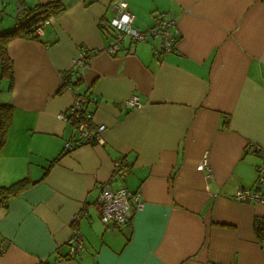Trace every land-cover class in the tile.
Segmentation results:
<instances>
[{"label": "crops", "instance_id": "obj_1", "mask_svg": "<svg viewBox=\"0 0 264 264\" xmlns=\"http://www.w3.org/2000/svg\"><path fill=\"white\" fill-rule=\"evenodd\" d=\"M47 1L0 0V32L17 9ZM125 1L140 29L163 12L175 19L173 51L157 57L152 38L105 50L113 0H63L38 38L6 43L13 74L0 78V102L12 120L0 185L31 183L0 204V264H264L253 226L264 203L232 198L253 186L264 150V0ZM81 54L88 61L74 66ZM73 66L79 82L61 88ZM76 92L105 125L100 142L58 117ZM132 95L138 105L125 103ZM101 183L137 193L143 204L126 224L99 220ZM76 229L83 248L70 256Z\"/></svg>", "mask_w": 264, "mask_h": 264}, {"label": "built area", "instance_id": "obj_2", "mask_svg": "<svg viewBox=\"0 0 264 264\" xmlns=\"http://www.w3.org/2000/svg\"><path fill=\"white\" fill-rule=\"evenodd\" d=\"M88 1V0H87ZM114 12L112 17L107 21V26L111 27L113 30L112 40L109 42L105 50L116 54L118 48L121 46L123 40L128 38L133 42H147L152 38L155 43L152 44L153 54L157 57L162 56L165 53L174 50L177 40L179 38V30L174 22L175 19L171 17L167 12H163L156 17V20L152 25L145 29H140L138 26L134 25L135 16L129 8L128 2L125 0H113ZM18 15L20 10L17 9ZM44 23L43 21L37 24L35 28L36 33L41 35ZM89 59L88 54H81V57L76 59L73 63L74 66L83 65ZM74 66L63 71L61 73V82L65 79L67 75H74ZM72 85L68 84L67 88L72 90ZM88 98L76 94L73 96L72 104L64 111L58 112V117L64 121H68L69 115H76L80 111L81 103L85 102ZM125 103L131 105H138V98L136 95H132L125 100ZM92 110L85 111V115L81 122L77 123L78 126L75 129L79 135L82 136L85 142L95 143L102 140L100 134L105 129L103 123L95 124L92 120ZM74 140L73 135H70L64 143V148L66 151L73 147ZM262 155V161L258 164L256 179L252 187L241 186L232 195V198L237 201H255L264 203V150L259 151ZM205 158L202 161V165H206ZM126 170H128L127 165L121 159H117L114 162V173L119 176H124ZM97 205L99 209L100 221L104 224H114L117 226L124 225L131 217V207L141 208L142 202L138 198L137 193L130 192L125 186H120L118 188H111L106 183H101L98 188ZM83 210L78 211L72 215L71 222H77L82 215ZM79 230H75L71 236V248L69 255L75 256L77 250L83 248L82 236L79 234Z\"/></svg>", "mask_w": 264, "mask_h": 264}, {"label": "trees", "instance_id": "obj_3", "mask_svg": "<svg viewBox=\"0 0 264 264\" xmlns=\"http://www.w3.org/2000/svg\"><path fill=\"white\" fill-rule=\"evenodd\" d=\"M33 5L34 6L29 7L25 11L21 10V13L17 16V23L15 24L13 29L0 32V78L5 77L9 80H12L11 77L13 74V62L6 51L7 41L18 36L38 38L39 35L35 30L37 24L41 21L46 20L50 15L52 16L54 14H58L64 8L63 0H51L44 3H36ZM78 82V78L67 75L63 82H61V88H67L68 84H71L74 87ZM75 94L79 97L80 95L87 97L88 99L85 102L81 103L80 111H78L76 115L68 116V125H71L74 129L77 128V123L83 120L85 113L91 110L88 107V104L91 101L89 100V96L86 93L82 92H76ZM11 114L12 105L9 103L0 102V150L5 143L4 139L6 138L7 130L9 128L8 126H10L11 124ZM55 160H57V158H55L53 161ZM30 183V179H28V177H24L11 184L0 185V204L4 205L6 201L5 199L19 195L24 189L27 188V186H29ZM253 226L257 237L260 239H264V218H255Z\"/></svg>", "mask_w": 264, "mask_h": 264}, {"label": "rangeland", "instance_id": "obj_4", "mask_svg": "<svg viewBox=\"0 0 264 264\" xmlns=\"http://www.w3.org/2000/svg\"><path fill=\"white\" fill-rule=\"evenodd\" d=\"M1 83H3V81H0V85H1Z\"/></svg>", "mask_w": 264, "mask_h": 264}]
</instances>
